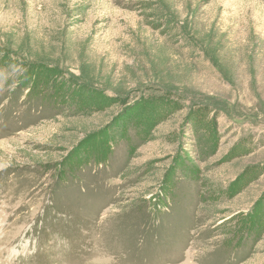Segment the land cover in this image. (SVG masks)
I'll use <instances>...</instances> for the list:
<instances>
[{
	"label": "rangeland",
	"instance_id": "rangeland-1",
	"mask_svg": "<svg viewBox=\"0 0 264 264\" xmlns=\"http://www.w3.org/2000/svg\"><path fill=\"white\" fill-rule=\"evenodd\" d=\"M0 75V264H264V0H0Z\"/></svg>",
	"mask_w": 264,
	"mask_h": 264
},
{
	"label": "clouds",
	"instance_id": "clouds-1",
	"mask_svg": "<svg viewBox=\"0 0 264 264\" xmlns=\"http://www.w3.org/2000/svg\"><path fill=\"white\" fill-rule=\"evenodd\" d=\"M5 77H3L2 75H0V92L5 90ZM16 85H13L12 87L14 88ZM2 167V166H0Z\"/></svg>",
	"mask_w": 264,
	"mask_h": 264
},
{
	"label": "trees",
	"instance_id": "trees-1",
	"mask_svg": "<svg viewBox=\"0 0 264 264\" xmlns=\"http://www.w3.org/2000/svg\"><path fill=\"white\" fill-rule=\"evenodd\" d=\"M75 159V158H74Z\"/></svg>",
	"mask_w": 264,
	"mask_h": 264
}]
</instances>
